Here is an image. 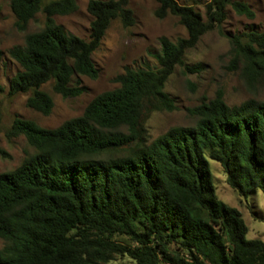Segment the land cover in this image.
Masks as SVG:
<instances>
[{
  "label": "trees",
  "instance_id": "16d2710c",
  "mask_svg": "<svg viewBox=\"0 0 264 264\" xmlns=\"http://www.w3.org/2000/svg\"><path fill=\"white\" fill-rule=\"evenodd\" d=\"M130 1L89 0L84 38L55 19L76 12L78 0H10L20 30L39 13L44 20L9 51L21 66L9 94H27L28 107L49 115L54 98L44 84L64 98L86 92L81 77H98L93 53L111 22L135 24ZM155 1L157 17L175 15L187 29L176 41L160 38L156 66L127 68L118 86L57 127L14 117L6 136L23 135L34 150L0 173V264H123L121 257L134 264H264V240L248 238L242 212L218 198L209 163L221 164L239 195L264 192V101L230 106L219 90L188 108L193 125L172 126L151 141L146 127L152 112L177 108L166 83L177 66L202 68L185 55L221 29L228 7L251 19L255 11L243 0H207L204 12L195 2ZM230 42L247 81L263 78L264 31L233 34Z\"/></svg>",
  "mask_w": 264,
  "mask_h": 264
},
{
  "label": "rangeland",
  "instance_id": "374dc122",
  "mask_svg": "<svg viewBox=\"0 0 264 264\" xmlns=\"http://www.w3.org/2000/svg\"><path fill=\"white\" fill-rule=\"evenodd\" d=\"M181 3L195 2L204 12L207 0H179ZM255 11V17L249 18L238 14L228 7V18L221 29H214L202 36L197 45L185 55L188 65L202 63L197 72L187 71L177 66L165 86V91L174 99V110H156L146 120L150 141L166 132L172 126L193 125L196 117L188 108H193L204 101L214 98L219 90L224 92L226 102L238 105L256 98L264 101V77L249 83L240 66L232 61L230 53V35L250 29L264 31V0H243ZM89 0H78L76 12L55 17L69 32L88 38L92 15L87 9ZM134 12L135 24L124 26L121 19H114L106 30L100 46L93 53V59L99 68L96 79L82 76L87 91L76 98H64L55 93L50 83L43 89L54 98V107L45 115L27 106V94L12 96L9 94L10 79L21 69L20 64L10 56V49L15 45H24L26 34L41 27L44 16L39 13L25 31L16 25V17L10 8V0H0V173L18 166L23 158L34 148L23 135L8 138L6 131L12 125L15 116L32 119L39 125L54 128L64 121L80 116L88 103L98 94L118 86L117 76L127 68L156 66L157 54L161 50L160 38L166 36L173 41L187 36L186 27L177 16L169 14L164 18L156 16L158 3L155 0H131L129 4ZM238 66V67H237ZM210 170L216 187V194L226 204L238 208L248 226L247 237L264 240V219L254 215L255 209L264 214V192L257 189L249 197L239 195L227 182L226 173L221 164L209 158ZM4 245L0 238V247ZM119 262L134 264L128 257H121Z\"/></svg>",
  "mask_w": 264,
  "mask_h": 264
}]
</instances>
